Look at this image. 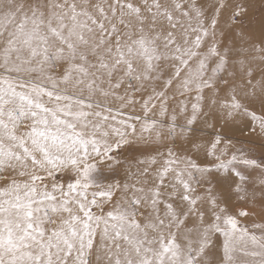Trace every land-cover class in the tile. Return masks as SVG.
<instances>
[{"label":"snow or ice","instance_id":"obj_1","mask_svg":"<svg viewBox=\"0 0 264 264\" xmlns=\"http://www.w3.org/2000/svg\"><path fill=\"white\" fill-rule=\"evenodd\" d=\"M250 5L0 0V264H264Z\"/></svg>","mask_w":264,"mask_h":264},{"label":"rangeland","instance_id":"obj_2","mask_svg":"<svg viewBox=\"0 0 264 264\" xmlns=\"http://www.w3.org/2000/svg\"><path fill=\"white\" fill-rule=\"evenodd\" d=\"M262 15H264V0H251L249 15L244 18V24L248 26L245 29L246 38L242 41H239V47L241 49H247V51L244 52V55L246 57H251L253 55H264V53H255L251 48L252 42L260 38ZM223 26L224 25L222 22L221 27ZM217 39H220V37L218 36ZM229 47H233V44L231 41H229ZM260 62L261 61L259 60L252 61V63L257 69V73H259L260 71V68L258 67ZM209 123H211V121H209ZM204 131H205V134H207L211 132L212 129L204 126ZM226 131L228 130L226 129ZM232 134L239 137L240 139L246 138V137H240V134L237 131H234ZM258 151L259 150L257 149V152Z\"/></svg>","mask_w":264,"mask_h":264},{"label":"bare ground","instance_id":"obj_3","mask_svg":"<svg viewBox=\"0 0 264 264\" xmlns=\"http://www.w3.org/2000/svg\"><path fill=\"white\" fill-rule=\"evenodd\" d=\"M258 67L260 68V70H264V62H260Z\"/></svg>","mask_w":264,"mask_h":264}]
</instances>
